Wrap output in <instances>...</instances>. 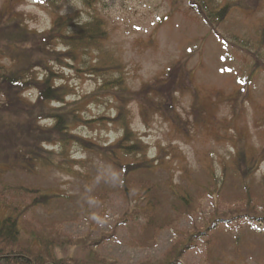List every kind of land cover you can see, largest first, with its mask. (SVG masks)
I'll list each match as a JSON object with an SVG mask.
<instances>
[{"label": "rangeland", "instance_id": "374dc122", "mask_svg": "<svg viewBox=\"0 0 264 264\" xmlns=\"http://www.w3.org/2000/svg\"><path fill=\"white\" fill-rule=\"evenodd\" d=\"M191 1L89 0L84 5L80 0L55 4L0 0V32L8 25H19L34 38L48 32L55 17L73 14L79 21L98 17L107 36L102 42L104 75L90 70L98 66L96 57L70 52L60 38L49 41L37 55V45L32 43L36 40L17 48L16 40H11L12 45L0 43V82L4 75L16 82L30 80L23 87L0 88L2 216L8 212L6 205L13 203L27 211L23 219L32 228L45 229L42 233L51 224H60L66 235L83 237L88 229L95 236L108 233L116 220L132 212L134 221L122 223L115 238L99 249L122 264L159 260L178 239L166 231L152 249L133 247L143 219L134 214L138 196L124 198L113 189L120 178L119 161L76 143L103 149L119 139L121 131L111 120L116 114L115 94L101 89L103 82L112 79L123 83L117 97H127V125L146 147L147 159L158 160L151 180L163 196L172 201V193L181 190L195 196L200 187L211 184L212 172L219 176L223 166L233 167L239 154L253 169L244 181L257 195L262 190L264 194V0L210 1L230 5L224 21L213 27ZM63 51L77 54L76 59ZM49 74L52 85L69 93L64 103L39 100L37 87ZM158 92L171 98V116H176L177 125L157 109L162 103L154 97ZM74 111L78 114L72 119ZM51 113L63 119L66 131H59L55 119L46 117ZM226 177L224 186L230 196L239 195L236 173ZM38 193L49 200L30 206ZM202 203L198 225L212 211L209 199ZM90 204L91 212L82 215ZM191 223L182 220L179 231L189 229ZM236 223L221 225V244L214 248L213 264H264V223L253 227L247 219ZM204 248V241H199L182 262L210 264Z\"/></svg>", "mask_w": 264, "mask_h": 264}, {"label": "trees", "instance_id": "16d2710c", "mask_svg": "<svg viewBox=\"0 0 264 264\" xmlns=\"http://www.w3.org/2000/svg\"><path fill=\"white\" fill-rule=\"evenodd\" d=\"M45 1L52 4L57 2V0ZM80 1L84 5H88L89 2V0ZM210 1L213 0H193L191 3L199 8V15L208 22V26L213 27L224 21L230 11V5L216 6ZM28 36L24 27L11 24L0 32V43L12 45L11 40H16L14 47L17 48L20 45L31 44L33 40H36V42L32 43L37 45L35 49V55H37L41 54L40 51L48 45L49 41L60 38L69 49H72L70 52L78 50L79 53L86 56V58L88 57V59L96 57L93 61H95L94 63L98 62V66H93V69H90L91 71L93 70L95 74L100 75L107 74L106 70H104L105 68H102L104 66L102 62V42L107 36L104 26L98 17L90 16L85 21H79L77 16H73V14L71 16L55 17L48 32L42 35H33L34 38H29ZM51 36L53 38L49 40L48 37ZM247 45L250 46V44ZM236 46L239 47L238 45ZM258 53L256 52V54ZM64 56L75 60L77 54L71 55L68 52L64 53ZM100 56L101 60H98ZM119 75L121 76V74ZM50 77L52 78L50 75L40 80L41 86L37 87L39 100L44 101V103H64L69 93L64 88L52 85ZM1 79L0 88L9 84L13 87H23L30 81L24 78L22 82H16V80H13V76H8L7 78L5 75ZM32 87L35 88L34 85ZM101 89L115 94L116 114L111 120L116 123L121 135L116 143L103 149L97 147L92 149L90 144L84 142L76 143L86 151L101 152L103 156L114 157L119 161L120 178L114 184L113 189L119 196L124 198H128L131 194L138 196V200L135 201L138 209L134 211V214L139 215L143 219V223L139 227L138 239L132 241L133 247L152 249L156 245L159 235L166 231H170L174 236L178 237L159 260H145L138 264H184L182 262L183 257L189 251L195 249L201 240L205 243V260L213 264L215 262L214 248L221 244L218 235L221 225L233 223L237 225L236 222L240 219H247L250 227H253V224L257 222L264 223L263 190L257 195L251 184L248 181H244V178L249 176L253 169H251L252 165L247 167L242 162L244 158L242 154L238 155L237 162L233 164V167H230L231 165L223 166L219 176L212 172L210 175L211 184L208 183L200 187V192L196 193L195 196L184 190L177 191L176 194L172 193V201L163 196L160 193L159 185L151 180L152 169L158 160L147 159L146 147L127 125L126 105H124V100L127 97H117L124 90L122 81L118 79L105 81L102 83ZM148 95L151 94L149 93ZM154 97L162 101L160 106L157 107L159 112L174 125H177L176 116H171L173 105L171 98L167 97V92L165 95H162V92H158ZM72 104L74 105L75 103L73 102ZM66 105H63V107ZM72 106L70 107L72 108ZM41 110L46 113L43 109ZM77 114L74 111L70 117L75 119ZM79 114L82 115L81 112ZM47 116L55 119V126L58 129L60 128L59 131L68 129L67 126H63V119L58 114L51 113L46 114ZM61 134H64V132H61ZM61 144L59 143V145ZM65 153L66 156L70 155L67 152ZM66 172L70 173L69 168ZM234 173L238 177L236 181L238 180V185L240 183L239 188L241 191L237 196H230V192L224 185L227 179L226 176ZM262 182L264 187V181ZM27 192L31 193L33 191L28 190ZM7 194H10V192ZM2 196H0V203L5 201V197ZM38 199L39 202L36 201ZM101 199H104V196H101ZM205 199L210 200L212 211L207 219L203 221L204 223L198 225L196 224V218L201 217L203 214L202 202ZM44 200L47 201L49 199L45 195H39L38 193V195L32 196L30 206L38 207V205H42ZM222 205L226 206L225 211V206ZM6 208L8 212L3 216L0 214V264H122L117 260L103 256L99 253V249L103 244L115 238L117 227L123 225L122 223H131L135 219L131 212L116 220L108 233L100 232L98 236H95V231L88 229L83 237H75L66 235L61 226H59L60 224H51L46 229L47 231L42 233L45 229L32 228L28 221L23 219L26 210L19 209L13 203L7 204ZM92 208L93 204L85 206L82 209V215L90 213ZM184 219L192 222L191 227L187 230L179 231V223Z\"/></svg>", "mask_w": 264, "mask_h": 264}]
</instances>
